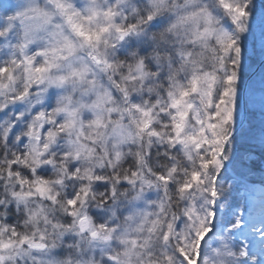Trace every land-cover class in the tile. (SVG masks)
I'll return each instance as SVG.
<instances>
[{
	"label": "snow or ice",
	"instance_id": "obj_1",
	"mask_svg": "<svg viewBox=\"0 0 264 264\" xmlns=\"http://www.w3.org/2000/svg\"><path fill=\"white\" fill-rule=\"evenodd\" d=\"M0 264H264V0H0Z\"/></svg>",
	"mask_w": 264,
	"mask_h": 264
}]
</instances>
